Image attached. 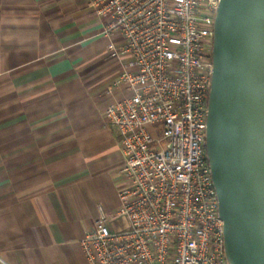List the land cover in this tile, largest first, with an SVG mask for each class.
<instances>
[{
	"label": "crops",
	"instance_id": "0c3cea01",
	"mask_svg": "<svg viewBox=\"0 0 264 264\" xmlns=\"http://www.w3.org/2000/svg\"><path fill=\"white\" fill-rule=\"evenodd\" d=\"M88 0H0V264H89L119 207L123 157L102 110L115 58ZM120 47L122 39H114Z\"/></svg>",
	"mask_w": 264,
	"mask_h": 264
},
{
	"label": "built area",
	"instance_id": "2783aa9c",
	"mask_svg": "<svg viewBox=\"0 0 264 264\" xmlns=\"http://www.w3.org/2000/svg\"><path fill=\"white\" fill-rule=\"evenodd\" d=\"M220 1L88 0L132 67L102 110L123 166L116 215L99 208L80 241L89 264H229L206 149Z\"/></svg>",
	"mask_w": 264,
	"mask_h": 264
},
{
	"label": "water",
	"instance_id": "95a60500",
	"mask_svg": "<svg viewBox=\"0 0 264 264\" xmlns=\"http://www.w3.org/2000/svg\"><path fill=\"white\" fill-rule=\"evenodd\" d=\"M206 149L229 264H264V0H221Z\"/></svg>",
	"mask_w": 264,
	"mask_h": 264
}]
</instances>
